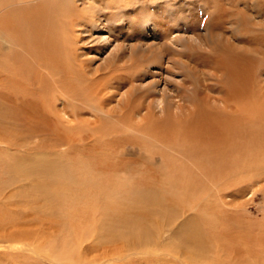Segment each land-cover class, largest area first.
I'll use <instances>...</instances> for the list:
<instances>
[{
	"label": "rangeland",
	"instance_id": "obj_1",
	"mask_svg": "<svg viewBox=\"0 0 264 264\" xmlns=\"http://www.w3.org/2000/svg\"><path fill=\"white\" fill-rule=\"evenodd\" d=\"M73 1L0 0L2 37L56 20L59 35L81 9ZM143 1L146 11L122 3L139 23L82 46L100 68L96 88L114 84L98 97L110 116L82 112L96 137L55 110L58 127L35 136L27 122L0 123V264H264V0ZM173 10L178 22L162 25L175 34L158 38L153 20ZM11 49L0 39L6 65ZM59 169H75L72 182L51 184Z\"/></svg>",
	"mask_w": 264,
	"mask_h": 264
},
{
	"label": "bare ground",
	"instance_id": "obj_2",
	"mask_svg": "<svg viewBox=\"0 0 264 264\" xmlns=\"http://www.w3.org/2000/svg\"><path fill=\"white\" fill-rule=\"evenodd\" d=\"M123 1L114 3L112 0H74L73 1L75 2L74 4L77 5V2H78V4H80L81 6L80 7L81 9L80 11L78 9H73L74 12L72 14H69V15L67 14L66 18L68 19V21H66L65 24L70 23L71 25V27L67 30L68 31L67 36L64 35V33L66 32L64 29L65 24H63L64 20H62L60 24H57L58 25L57 27L62 29V31L59 30L60 32L59 35H56L57 33L55 30V27H56L55 24L57 20L51 21L50 24L52 25V27L49 26V24H46L43 27L42 23L39 22L37 23L36 27L34 26L35 29H32L34 30V32L30 31L32 33L29 32L27 35H25L23 32H20L21 37L19 38L14 37L15 39L10 38L11 39L10 41L2 37L3 36L2 34H4V32L0 30V37H1L0 39L1 41L4 42L6 49L8 51H11L12 50L11 48L15 49V54L14 56H12L13 59L12 57L5 55L7 65L4 62H2V59H0V121H2L0 123H8L11 121L13 122L19 121V123H21L20 121H23L25 123L27 122L30 127L29 129L30 135L35 136V135L40 134L43 131V129L49 128V126H52V124L50 123L51 121H57L55 123L57 124L56 127H58L59 122H60L59 120H61L62 117L60 119L59 117L55 116L56 119L55 118L51 119L53 118L51 117V112L55 110L56 112H59V114L63 113L64 117L68 119L71 118L72 122L78 121L80 119L81 121L83 120L82 121L84 122L83 125L92 126L93 134L92 135L90 134V136L96 137V135L98 134L97 132H99V130L97 131L99 122L96 121L92 123L89 120L83 119L82 112H84L83 110L90 109L91 111L95 112V114H98L99 116H102V115L105 117L110 116L108 111L104 110L105 105L103 103L107 104L108 103L107 99H106V102L100 103L98 100V97H100L101 94H104L103 92L107 90L108 88H110L111 90L114 89V86H113L114 84L113 83L110 84V87L107 86L108 88L105 87L103 91L100 90L101 91L100 92L99 89L100 88L102 89L103 84H100L101 82L98 81L99 88H96L95 80L97 81L99 78L98 73L100 72L99 71L100 68H96L94 69V71L92 70V67H93L92 65L95 62V60L91 58L90 60L87 59V57H91L89 56L90 55L89 50L82 46H86L85 45V43L87 42L86 39L92 40L96 38L98 39V41L93 42V43L96 44V43L101 42V43H104L105 46L108 45L111 38L113 37L112 33H110L111 27L109 26V25H112V23L114 24L116 28H122V29L124 25L128 24L127 26L129 27L130 25H133L131 24L132 21L139 23V20H141L142 17L139 16L138 11L136 9H132V11L131 10L127 11V9L122 10L125 7L128 8L127 5L125 4H123L124 6L122 5ZM128 1L129 3L133 2L132 4H134V6L136 7L138 5H141L142 7H144V10L145 8L148 7L146 5L147 4L146 1H143V0H128ZM15 4H17V0ZM107 9H109V11ZM134 10H136V12H134ZM130 11L133 13H130ZM157 11L159 12V10ZM122 13L128 14L129 17L126 18L122 16L121 15ZM141 14H143L142 16H145V12ZM167 14H168L167 15L168 18H165L163 21L162 19H159L158 17H156L153 20L154 24L152 23L153 24L152 31L155 34H159L158 38H162V37L165 38L168 36V38L171 39L172 38L171 36L174 35L176 32V30L172 31V29L169 28L170 26L167 27L166 26L167 24L165 26L162 25L163 22H167L168 24L169 23L174 24L175 22L176 23L178 22L174 15L176 14V10H173V12H167ZM117 15L122 16L119 21L116 20L117 18L115 19ZM110 18H113V19L110 20ZM127 19L130 21H127ZM147 21L148 20L145 19V22ZM122 22H124V24H121ZM143 22L144 20L140 23V27H142V29L145 25V23L143 24ZM116 23L120 24L121 26H118V24L115 25ZM161 25L163 26V29L160 30ZM49 27L52 29H49ZM106 29H109V30L105 31ZM163 31L167 32V36L165 34H164L165 36H163L162 34ZM76 33H79L80 36L85 35L84 36L85 38L84 37L81 38L80 36L73 38L72 36H75ZM106 33L108 34V36L105 37L104 35ZM70 43H71V47L69 46ZM76 49H78L80 55L76 54L77 52ZM94 52L99 53V51H94ZM241 76L242 75H239V78ZM100 81L102 80L100 79ZM121 83L122 82L120 80L119 86H122ZM85 115H88V114H85ZM64 117H63V120H64L63 123L67 124L66 122H68V120L65 121L66 118L64 119ZM233 127L234 126L232 127L229 126V128L234 130ZM123 128L125 129V127H122L121 131H123ZM217 129H219V127L216 124L211 131L207 132V134L209 133L208 135L211 139L210 145L208 144L210 148L213 144L217 145V143H215V141L213 140L214 137H215V140H218V137H221L222 135L220 134L221 131L219 132L217 131ZM222 131L223 133H226V131L225 132L224 130ZM142 133H143V130L141 129V131L138 132V135H143ZM199 133H206V132L199 130ZM18 136H20V134H18ZM221 145L223 144L221 143ZM226 147L227 146L223 148L224 150H222V152L219 151L220 152L219 156H221V154L226 156L225 155ZM216 149H219V148L217 147ZM177 154H178V151L176 155ZM209 154H210L209 152H205L203 155L204 157H207L209 156ZM204 164L205 163H202L201 166L198 167V169L201 171H204L205 170ZM73 170L59 169L56 175L50 178L49 182H51V184H59L62 182L70 183L72 182V177L74 176V173H75V171ZM27 171H31L32 176H34V174L36 175V173L33 171V168ZM28 173H26L24 178H26V176H29L27 175ZM39 183L40 185L43 184L41 181H39ZM142 193L144 192L142 191ZM137 194L139 195V193ZM139 196H141V194ZM121 199L122 198L120 197L118 200H121ZM125 199L126 198H124L123 200L127 203L131 200V198L128 201ZM54 202L56 203V201ZM59 205H62V204H59ZM71 205L72 203L69 200L67 204L69 211H70ZM73 207H75V205ZM75 208H76L75 209L76 211L78 208L77 207ZM124 208L125 207H123V209L119 211L121 214L126 213L124 211ZM111 212L113 213L112 215L114 217H116V215L119 213L118 211L116 212L111 211ZM119 216L121 215L119 214Z\"/></svg>",
	"mask_w": 264,
	"mask_h": 264
}]
</instances>
